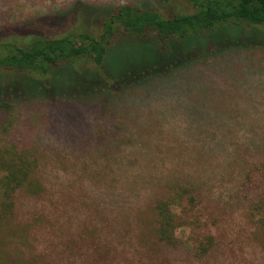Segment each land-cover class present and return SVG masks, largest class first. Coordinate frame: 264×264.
I'll list each match as a JSON object with an SVG mask.
<instances>
[{
	"label": "trees",
	"instance_id": "obj_1",
	"mask_svg": "<svg viewBox=\"0 0 264 264\" xmlns=\"http://www.w3.org/2000/svg\"><path fill=\"white\" fill-rule=\"evenodd\" d=\"M189 2L0 25V264H264V0Z\"/></svg>",
	"mask_w": 264,
	"mask_h": 264
},
{
	"label": "rangeland",
	"instance_id": "obj_2",
	"mask_svg": "<svg viewBox=\"0 0 264 264\" xmlns=\"http://www.w3.org/2000/svg\"><path fill=\"white\" fill-rule=\"evenodd\" d=\"M71 0H0V25L25 19L29 16L53 12ZM93 3H106L111 6L132 3L141 8H157L165 14H172L177 10H192L194 7L189 0H171L165 6L158 0H84ZM174 1H177L176 3ZM134 47V46H132Z\"/></svg>",
	"mask_w": 264,
	"mask_h": 264
}]
</instances>
